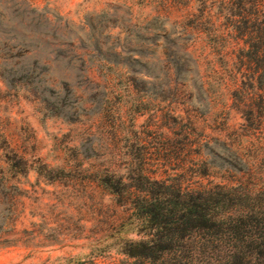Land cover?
I'll use <instances>...</instances> for the list:
<instances>
[{
	"label": "rangeland",
	"instance_id": "obj_1",
	"mask_svg": "<svg viewBox=\"0 0 264 264\" xmlns=\"http://www.w3.org/2000/svg\"><path fill=\"white\" fill-rule=\"evenodd\" d=\"M223 13L0 0V264H133L134 204L156 193L233 188L264 210V99L245 97L247 45Z\"/></svg>",
	"mask_w": 264,
	"mask_h": 264
},
{
	"label": "trees",
	"instance_id": "obj_2",
	"mask_svg": "<svg viewBox=\"0 0 264 264\" xmlns=\"http://www.w3.org/2000/svg\"><path fill=\"white\" fill-rule=\"evenodd\" d=\"M216 1L236 38L247 45L241 82L251 91L245 97L264 99V0ZM17 156L6 154L7 162L25 173L26 161ZM100 180L116 190L111 177ZM154 184L155 192L164 186ZM245 197L244 192L219 187L185 193L177 200L157 193L139 199L134 213L148 232L127 240L124 252L135 259L133 264H264V210L250 207Z\"/></svg>",
	"mask_w": 264,
	"mask_h": 264
}]
</instances>
